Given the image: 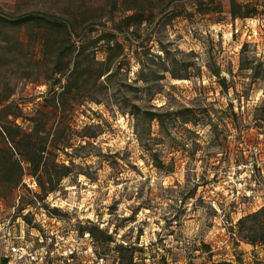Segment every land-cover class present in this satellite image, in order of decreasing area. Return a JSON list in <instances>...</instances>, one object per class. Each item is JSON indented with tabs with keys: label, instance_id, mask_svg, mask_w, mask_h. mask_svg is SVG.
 I'll return each instance as SVG.
<instances>
[{
	"label": "rangeland",
	"instance_id": "obj_1",
	"mask_svg": "<svg viewBox=\"0 0 264 264\" xmlns=\"http://www.w3.org/2000/svg\"><path fill=\"white\" fill-rule=\"evenodd\" d=\"M238 1L260 13L233 17L230 0H0V14L68 17L75 45L86 36L58 72L36 26L0 25V120L15 133L0 158L21 165L12 189L0 179V235L38 246L48 230L75 248L48 245L36 264L264 263V0ZM134 6L145 19L121 28ZM186 106L164 129L141 114ZM42 145L51 169L34 172L26 148ZM54 160L71 171L45 191Z\"/></svg>",
	"mask_w": 264,
	"mask_h": 264
},
{
	"label": "trees",
	"instance_id": "obj_2",
	"mask_svg": "<svg viewBox=\"0 0 264 264\" xmlns=\"http://www.w3.org/2000/svg\"><path fill=\"white\" fill-rule=\"evenodd\" d=\"M123 15L121 17V21L124 22V25L121 28H128L133 23H140L142 22L144 17V11L138 9L137 7H125L123 8ZM130 11V12H127ZM229 12L233 17H246V16H253L259 12V9L256 5H253L246 2H241L238 0H230V7ZM264 15V12H261ZM111 19L113 17H110ZM22 24H31L32 27L36 26L41 31V45L44 51L47 53V56L51 59L52 66L55 68L56 71L60 72L65 66H67L68 61L64 62L63 65V58L68 55L69 53L75 52L78 56L82 54L84 50V42L86 36H80L77 40H79L78 45H75V39L72 38V34L74 32V24L68 17H61L58 15H45L40 13H27L25 15L9 17L3 14H0V25L7 26V25H22ZM110 31L104 29L100 38H104L105 36L110 35ZM56 36L52 38V36ZM107 40L111 39L110 37L106 38ZM108 48H117L119 54L121 53V43L119 41H115L112 45L109 43L107 44ZM78 63H74V67L77 68ZM108 67L105 68L104 71L99 72V76L107 72ZM215 74H218L216 72ZM60 78H58L54 83L59 82ZM61 89L58 91V94L61 95L65 93L66 90L70 88L69 81L59 84ZM226 88V87H225ZM192 107H183V109H176L162 112L158 110H143L141 114L143 118L147 121L151 122L152 120H156L157 123L161 128H167V117L170 118H178L183 112H192ZM232 112H234L232 110ZM138 114L136 115L137 118ZM169 119V118H168ZM191 120L190 117H183V121ZM43 128V127H42ZM18 130V129H17ZM22 138L28 141V138L32 136L31 132L22 131ZM15 133L12 132L11 125H8L0 120V139L4 142L7 141H14ZM140 139V136H137ZM30 144V143H28ZM31 148V149H28ZM146 149L150 148L148 146L145 147ZM27 153L25 156V160L32 164L33 171L36 172L38 169L41 168V171L48 172L50 171L51 166L47 165V162L42 159L43 150H46V146L42 145L40 147H27ZM151 155H155V152H151ZM54 165L53 168H58L57 174L52 177L50 174L48 175L47 185L42 181L43 188L45 191H51L56 188L60 179L71 171L70 166L65 163L57 162L56 160L53 161ZM156 164V163H155ZM0 179L3 181H7L9 184V188L12 189L14 185H16L21 177V165L16 158H13L11 154L3 155L0 158ZM12 231V233H11ZM15 234L13 233V229H10L9 237H13ZM2 260V258H1ZM126 264H132V256L129 257L128 262ZM184 264H198L194 263L193 261H187ZM208 264H230L229 261L226 260H219V261H212ZM253 264H264L261 261H256Z\"/></svg>",
	"mask_w": 264,
	"mask_h": 264
},
{
	"label": "built area",
	"instance_id": "obj_3",
	"mask_svg": "<svg viewBox=\"0 0 264 264\" xmlns=\"http://www.w3.org/2000/svg\"><path fill=\"white\" fill-rule=\"evenodd\" d=\"M260 172L264 176V163L260 164ZM2 225H0V230ZM5 228V227H4ZM7 229L1 236H3V244L5 245V252L0 254V264H36L37 262H46L49 256L48 245H52L54 249L58 250L59 254L67 255L72 254L75 250L74 246L65 248L63 245V236L52 231L46 230L44 236L37 235L40 245L34 246L31 242L27 241L22 234H15L12 238L9 237L10 229ZM2 258V260H1ZM102 261V258L101 260ZM80 264H90L81 262Z\"/></svg>",
	"mask_w": 264,
	"mask_h": 264
}]
</instances>
